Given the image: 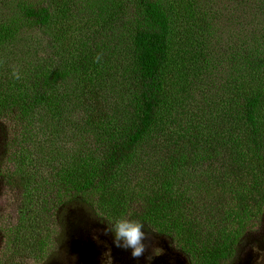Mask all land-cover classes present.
Listing matches in <instances>:
<instances>
[{
	"label": "rangeland",
	"instance_id": "1",
	"mask_svg": "<svg viewBox=\"0 0 264 264\" xmlns=\"http://www.w3.org/2000/svg\"><path fill=\"white\" fill-rule=\"evenodd\" d=\"M19 1L0 0V27L4 25L6 33L9 25L14 24L11 7L14 10ZM39 1L43 0H27V3ZM124 1L115 0V3ZM95 4L96 0H82L77 5L69 2L67 8L53 5L57 15L55 26L65 19L69 21L70 30L54 34L53 29L51 37L33 23H15L18 31L14 44L9 41L6 43L9 46L0 51V73L2 69L12 68L13 72L19 70L24 74L25 64L33 63L36 73L41 68L60 67H67L71 72L55 108L43 112L42 117L38 110L29 113L30 116L19 119L22 121L19 126L12 123L13 119H0V158L11 138L24 136L27 160L19 170L29 175L28 187L23 190L8 186L0 178V264H107L109 251L112 264H148L146 257L153 254L154 247L162 249L163 254L154 256L151 264H204L200 256L193 261V252L184 251V240L181 236L177 238L176 232L175 240L150 228L145 229L151 236L148 251L136 261L130 249L117 248L113 235L105 234L106 220L118 219V207H114V202L106 196L92 209L82 206L75 201L78 180L63 174L66 167L80 165L81 159L86 157L81 154L87 146L94 152L89 157L99 156L96 146L116 131L123 133L137 120L138 103L132 98L136 79L134 62L125 49L116 46L117 54L114 55L113 46H107L112 45L111 30L103 29L106 24L92 14ZM207 5L208 17L214 21L209 28L212 36L205 40L206 47H211L206 55L210 62L200 64L198 61L203 56L194 54L201 46V18L191 31L177 26L166 85L168 109L162 124L165 127L156 132V138L149 139L153 142L147 147L149 149L158 139L179 140L185 135L189 138L206 134L213 128L210 124L214 126L215 119L219 121L227 115L224 110L227 106L219 95L227 80L237 83L242 47L246 48L264 33V25L256 33L255 24L263 19L257 17L254 9L250 16L257 19L252 28L246 27L249 8H243L245 3L238 1L235 6V0H211ZM98 40L100 44L97 45ZM244 42L247 44L243 45ZM201 48L204 50V46ZM10 50L11 55L7 57ZM182 61L186 62L185 66ZM256 82L260 84L259 81L253 83ZM30 84L22 77L12 76L0 83V90L21 96ZM86 153H90L89 149L83 154ZM145 168L135 171L137 177L145 173ZM14 169L15 164H8L6 159L0 167V177L11 174ZM131 172L126 169L118 177L121 180L114 188L117 189L116 198L122 186L129 183L126 180ZM200 196H207L204 188ZM251 229L243 232L237 257L225 264H264V213L253 216Z\"/></svg>",
	"mask_w": 264,
	"mask_h": 264
},
{
	"label": "trees",
	"instance_id": "2",
	"mask_svg": "<svg viewBox=\"0 0 264 264\" xmlns=\"http://www.w3.org/2000/svg\"><path fill=\"white\" fill-rule=\"evenodd\" d=\"M79 1L82 0L28 4L27 0H20L15 12L11 7L14 24L9 25L10 30L6 33L4 25L0 27V51L9 46L6 45L9 41L14 44L19 23H33L50 37L53 29L54 34L70 30L65 19L55 26L57 15L53 5L67 8L69 2L77 5ZM238 1L245 3L243 8H249L246 27L252 28L257 19L250 16L252 9L263 19L255 24L256 33L259 32L264 25V0H235V6ZM207 2L211 0H125L123 3L96 0L92 14L106 24L103 29L111 30L112 45L107 46H113L114 55L117 47L125 49L134 62L136 79L132 98L138 103L137 120L123 133L116 131L96 146L99 156L89 157L94 152L87 146L80 165L66 167L63 174L78 180L75 201L82 206L92 209L107 196L118 207V219H140L145 222V229L175 240L177 233V238L181 236L184 240V251L193 252L192 260L200 256L204 264H225L237 257L243 232L252 230L253 216L264 213V33L255 38L257 41L242 47L237 83L227 80L219 95L227 106L225 117L215 119L214 126L210 124L213 128L206 134L189 138L185 135L179 140L158 139L152 149L147 148L153 143L149 139L156 138V132L165 127L162 124L168 109L166 85L177 26L191 31L201 18L203 26L199 27V35L206 52L201 46L193 52L203 56L198 61L200 64L210 62L206 55L211 47H206L205 40L212 36L209 28L214 21L208 17ZM89 4L94 6L92 2ZM183 52L189 54L187 50ZM10 55L11 50L6 56ZM25 65L24 74L18 70L19 79L31 83L25 92L14 96L13 92L0 90V119H13L15 126L29 113L38 110L42 117L43 112L55 108L71 75L67 67L41 68L36 73L34 63ZM185 65L182 61V66ZM12 76V68L2 69L0 83ZM211 118L216 117L211 115ZM23 137L11 138L0 158L1 168L6 159L8 164H15L11 174L0 178L20 190L28 187L29 179L25 171L19 170L27 160L24 145L27 139ZM88 149L90 153L83 154ZM145 166V173L137 177L135 171ZM126 169L132 170L126 180L129 183L122 186L116 198L114 188ZM201 188L206 191L205 198L200 196Z\"/></svg>",
	"mask_w": 264,
	"mask_h": 264
},
{
	"label": "clouds",
	"instance_id": "3",
	"mask_svg": "<svg viewBox=\"0 0 264 264\" xmlns=\"http://www.w3.org/2000/svg\"><path fill=\"white\" fill-rule=\"evenodd\" d=\"M16 78H19L18 72H13ZM105 229V234L111 233L113 235V243L117 248L124 250H131V256L138 259L148 251L150 234L145 230V222L140 219H132L122 217L114 221H109ZM153 254L146 257L148 264H151L154 256L163 254V250L154 247ZM108 256L107 264H112L110 251L106 254Z\"/></svg>",
	"mask_w": 264,
	"mask_h": 264
},
{
	"label": "flooded vegetation",
	"instance_id": "4",
	"mask_svg": "<svg viewBox=\"0 0 264 264\" xmlns=\"http://www.w3.org/2000/svg\"><path fill=\"white\" fill-rule=\"evenodd\" d=\"M143 258V257H142ZM136 260V259H135ZM140 260H141V258H140ZM137 261V260H136Z\"/></svg>",
	"mask_w": 264,
	"mask_h": 264
}]
</instances>
